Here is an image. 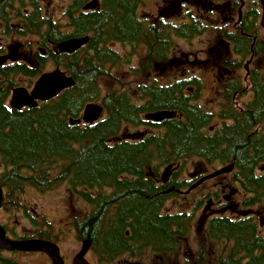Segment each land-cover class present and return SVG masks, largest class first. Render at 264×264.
Returning a JSON list of instances; mask_svg holds the SVG:
<instances>
[{
  "label": "trees",
  "instance_id": "obj_1",
  "mask_svg": "<svg viewBox=\"0 0 264 264\" xmlns=\"http://www.w3.org/2000/svg\"><path fill=\"white\" fill-rule=\"evenodd\" d=\"M28 1L31 13L24 17L27 33L40 35L42 42L48 39L52 44L85 36L89 41L72 55L48 51L55 67L71 77L74 84L32 109L16 111L3 106L9 91L15 88L12 77L36 79L44 73L41 66L16 64L0 69V156L5 166H13L5 173L11 180L1 183L10 193H20L26 186L44 192L52 185L67 181L76 195L93 201L89 191L112 188L113 195L100 201L115 198L118 205L115 230L110 224L105 229L101 225L97 236L105 263L123 255L135 258L144 248L153 253H171L178 248L191 215L160 213L161 204L170 197L163 194L164 188L156 181L165 174L158 169L163 165L189 157L214 158L226 166L233 165L230 181L225 183L236 185L243 192L241 206L250 210L264 204V174H257L253 168L264 158V140L251 145L253 152L250 153L247 149L250 145L241 136L238 125L225 128L221 137L207 136L205 113L197 106L187 105L181 94L178 98L174 96L181 84L135 89L137 102L150 97L143 105L131 102L123 91L111 90L101 95L99 81L108 76L104 67L117 58L109 45L145 39L146 33H139L140 25L133 16V7L139 0H99L98 10L85 12H81V7L93 0H71L63 12L66 24L62 26L51 15H43L38 2ZM13 6L14 0H0L1 21H6L5 11ZM154 31L150 29L149 34ZM190 31L191 28L181 26L179 36L187 38ZM169 42L165 36V49ZM150 43L151 50L154 43ZM36 60L38 64L42 61L40 57ZM99 102L107 115L103 123L85 127L69 124V119H77L87 104ZM158 109L178 110L182 118L165 121L162 124L165 133L160 137L149 136L141 141L110 146V127H117L121 121L140 126L141 114ZM164 146L170 152H165ZM83 187L88 191L78 190ZM94 201L98 203L99 199ZM100 214L99 209L86 217L85 228L96 229L95 216L100 218ZM258 220L257 223L248 215L244 218L218 216L207 221L209 240L223 243V254L227 252L216 264H264V237L258 229L264 218ZM126 227L130 230L127 236L124 235ZM201 259L199 252L198 262Z\"/></svg>",
  "mask_w": 264,
  "mask_h": 264
},
{
  "label": "flooded vegetation",
  "instance_id": "obj_2",
  "mask_svg": "<svg viewBox=\"0 0 264 264\" xmlns=\"http://www.w3.org/2000/svg\"><path fill=\"white\" fill-rule=\"evenodd\" d=\"M93 1L97 5L92 11H96L99 9V0ZM83 7H81V12H85ZM12 11L15 12L14 16ZM5 13L7 15L6 21L0 20V25L3 26V34L8 32L10 22L15 20L18 22L15 25L16 36L31 35L24 30L25 26L28 25L24 17L31 13V8L30 12L24 11V13L19 14L16 13L15 6H13V9H7ZM133 16L140 25L139 33H146L145 39L137 40L136 43L131 41L129 43L117 42L110 44L109 47L116 53L117 58L113 64H107L104 68L107 71V68L110 70L116 67L122 62V59H124L122 64H128L132 62L133 58H137V60H140V67H131V70L137 72L145 69L143 73L145 71L151 72V75L148 74L143 81H137L133 84L130 82L132 86L135 85L134 87L114 88L112 91L114 93L123 91L131 102L143 105L145 102L150 101V97L137 102L135 99V92L137 91L135 89H161L181 84L179 93L175 92L174 96L178 98L181 94L186 99L187 105L197 106L205 113L207 125L204 132L207 136L217 135L221 137L225 128L238 125L240 133H242L241 136L246 140L247 145H250L247 148L248 151L253 152L251 145L256 146L261 140H264V0H139L133 7ZM181 26L191 28L188 37L183 38L184 40L191 41L204 35H209L211 37V39L209 38L210 41L212 38L214 39L211 43L205 45L203 49L181 54L183 60L180 62L175 59L168 60L169 66L178 67L181 63L186 66L180 78L166 83L164 79V62L172 52L175 40L181 38L179 36ZM42 27L44 30L47 28L45 24ZM152 28L156 31L152 32L151 35L149 31ZM165 36L170 40L167 49L164 46ZM32 37L35 42L33 46H30L33 48L31 55L36 59L40 57L42 60L47 59L52 62L48 51L50 50L51 53L55 54L57 43L52 44L48 39L44 43L40 35L37 34H33ZM149 41H151L150 45L154 43L151 50ZM115 47L123 49L124 55H121V52L116 50ZM16 64L30 66L24 61H16L14 55H5L3 46L0 43V69ZM202 71L204 76L200 75ZM202 78H205L210 85L209 97L212 98V101L209 100L206 104L210 106L203 105L201 102ZM35 80L32 82L31 87ZM11 91H9L8 98L3 106L8 110L12 109L9 105ZM104 94L105 92L102 93L101 91V95ZM97 104L103 108L100 102ZM159 111H169L174 115L172 118L160 122L147 119L148 115ZM181 118L182 116L178 110L158 109L141 114L140 120L143 124L140 126H134L129 121H121L117 127H110L112 135L109 140L110 146L120 142L133 143L141 141L149 136L160 137L165 133V128L162 125L165 121H180ZM106 119L107 115L103 108V112L96 122L90 125L81 122L79 126H97ZM134 136L137 138L134 139ZM163 150L170 152L166 146ZM184 163L193 166L190 168L191 171L186 173V177H181L179 173H174V169L176 167L182 168ZM208 166H219L214 170L216 171L226 165L214 158L206 160L198 157L183 158L180 161L159 167L158 169L164 170L165 174L163 173L164 175L156 181L159 187L164 188L163 194L171 197L186 196L195 189L202 187L207 181L216 178L228 176L229 180L225 179L224 181H230V174H224L203 181L197 187L189 190L200 179L214 172L206 173L205 169ZM12 168L13 166H5L0 156V190L2 192L0 228L7 240H38L53 244L57 248L59 264H77V260H82L86 264H113L120 257H128L127 255L114 257L109 263H105L101 259L100 242L97 237L101 232L100 226L102 225L105 229L107 224H110L112 230H115L118 205L115 198H111L107 202L101 203L100 201L113 195L112 188L89 191V197L93 201L84 200L82 195H76L81 199L85 208L76 216L71 213L65 215L58 224L52 220L44 219V215H38L36 210H31L29 213L26 209L27 206L21 200V195L10 193L3 186L1 181L11 180L10 177H5V173H8ZM253 168L257 174H264V158L259 159ZM170 182L173 184H168ZM180 182L189 185L178 186L177 184ZM225 182L220 184L219 187L215 186L203 192L201 198L194 203V208L197 209L201 204L207 203L205 210L208 206L214 207L221 215H225L230 211L236 213L234 216L238 214L237 218H244L248 215L253 217L254 215L247 212H237L232 209L234 208L232 205L227 206L228 210L225 208L224 201L233 198L240 192L238 189L232 190L229 195L224 196L225 191L228 192L231 185ZM62 183L71 189L67 181ZM78 190L83 193L88 191L85 187L78 188ZM72 192L74 193L73 190ZM95 197L99 199L98 203L94 201L97 200ZM168 200L166 199L161 204L159 209L161 214H171L163 211L165 202ZM99 209L101 212L100 218L98 215L95 216L97 217L95 219L96 229L94 226L93 229L85 228L84 219ZM181 213L186 212L173 214ZM186 214L192 215L193 213ZM129 233L130 230L126 227L124 235L127 236ZM147 250V248L142 249L141 254L137 257H140ZM80 254L81 257H79ZM19 256L40 257L41 261H36L34 264H54L52 259L42 252H19L1 249L0 264H29L28 261H22Z\"/></svg>",
  "mask_w": 264,
  "mask_h": 264
},
{
  "label": "rangeland",
  "instance_id": "obj_3",
  "mask_svg": "<svg viewBox=\"0 0 264 264\" xmlns=\"http://www.w3.org/2000/svg\"><path fill=\"white\" fill-rule=\"evenodd\" d=\"M15 0L14 6L16 13H27L30 12V6L28 0ZM39 3L43 15H51L53 20L57 22L59 25H65V19L63 17V12L66 7L70 4L71 0H35ZM13 12V11H12ZM13 12V16H14ZM18 22L15 20L10 22L8 25V32L3 34V26L0 25V43L3 46V53L5 55H14L16 56V61H24L28 63L29 67H37L40 68L42 72H50L55 69V65L53 62L44 59L38 64L37 60L31 55L34 44L33 35L25 36L15 35V25ZM64 30H66L64 28ZM68 30V29H67ZM209 35H204L203 37L184 40L183 38L176 39L173 45L172 52L169 54L168 59L164 62V79L165 82H170L174 79H178L182 76V71L185 68V64L181 63L178 67L174 65L169 66L168 60H177L182 61L183 58L181 54L188 53L190 51H196L203 49L205 45L211 43ZM116 50L121 52V55H124L123 49ZM125 58V56H123ZM116 67L112 69L107 68V77H103L99 81L100 89L102 93L111 91L114 88L126 89L131 87L130 82L135 83L137 81H143L147 77L148 74L151 75V72H144L145 70H138L137 72H133L131 67L137 68L140 67V60L137 58H133L131 63L122 64L124 59L121 60ZM122 64V65H121ZM204 72L200 73L201 76H204ZM197 75H199L197 73ZM203 79V78H202ZM13 83L15 87H23L28 90L31 88L32 82L35 78L30 79L28 77L23 76H15L12 77ZM202 91H201V102L203 105H206L209 100L212 101L210 96V85L208 81L204 78L202 80ZM133 85L132 87H134ZM133 93V91H131ZM210 106V105H206ZM193 165H189L188 163H184L182 170L179 167L174 169V173H179L181 177H186L187 172L191 171V167ZM219 167V166H218ZM217 166H208L205 169L206 173H210L218 168ZM161 173H164V170H160ZM229 177L226 176L224 178H216L211 181H207L202 187L195 189L193 192L186 196L180 197H168V201L165 202L164 212L168 213H193L191 215L190 220L186 224V230L184 232L183 237L178 242V248L171 253H153L150 250L145 251L140 257L135 259L127 258H119L116 263L113 264H216L217 259L224 255L223 243H214L211 242L207 236L206 225L207 220L211 217L215 216H229L231 218H237L239 215L234 212H227L225 215L219 214L215 210V208H208L205 210L207 203L201 204L197 209L194 208V203L201 198L203 192H205L209 188H213L215 186L219 187L220 184L224 183L225 179ZM240 191L238 186L230 185V190L225 191V195H229L232 190ZM236 196L230 198L225 202V208L227 209L228 205H232L237 212H247L249 214L254 215V220L258 223L259 218H264V204L257 205L248 209L241 207V202L245 198L243 192H238ZM21 195L22 202L27 206V211L30 213L31 210H36L37 214L42 216L44 215V219L52 220L53 222H57L58 224L61 222V219L71 213L72 215H78L85 207L81 199H79L75 193L72 192L70 188L63 183H57L52 185L50 190L40 192L39 190L32 187H24L22 191L19 193ZM228 210V209H227ZM234 216V217H233ZM55 224V223H54ZM259 233L262 237H264V221L258 226ZM35 230V229H34ZM34 232V231H33ZM201 253V260L198 262L197 258ZM19 258L23 261H28L29 264H34L36 261H41V258L38 256H19Z\"/></svg>",
  "mask_w": 264,
  "mask_h": 264
},
{
  "label": "water",
  "instance_id": "obj_4",
  "mask_svg": "<svg viewBox=\"0 0 264 264\" xmlns=\"http://www.w3.org/2000/svg\"><path fill=\"white\" fill-rule=\"evenodd\" d=\"M96 2L90 1L84 5L83 11H90L96 8ZM89 41L87 36L80 38H69L63 40L55 45V52L58 54H73L85 46ZM74 81L71 77L67 76L58 67L53 71L41 74L33 83L30 90L23 87H16L12 89L10 95L9 105L12 109L22 110L23 108L32 109L38 104L47 102L64 90L72 87ZM103 112V108L96 103L87 104L77 119H69L70 125H79L81 122L84 124H93L96 122ZM174 113L169 111H159L147 116L148 120L160 122L164 119L172 118ZM134 139L137 137H133ZM233 170V165L225 166L213 173L203 177L189 190L197 187L203 181L215 178L220 175L229 174ZM173 189V188H171ZM2 200V192L0 190V202ZM207 209V208H206ZM0 249L6 251H19V252H42L48 255L54 264H59L57 256V248L48 242L38 240H23V241H10L4 237L3 231L0 228ZM81 257V254L79 255ZM81 259V258H80ZM77 264H86L82 260H77Z\"/></svg>",
  "mask_w": 264,
  "mask_h": 264
}]
</instances>
